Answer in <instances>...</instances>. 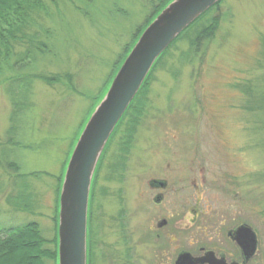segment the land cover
Here are the masks:
<instances>
[{
	"label": "rangeland",
	"instance_id": "rangeland-1",
	"mask_svg": "<svg viewBox=\"0 0 264 264\" xmlns=\"http://www.w3.org/2000/svg\"><path fill=\"white\" fill-rule=\"evenodd\" d=\"M166 1L8 0L0 6V237L36 222L55 249L60 186L74 144ZM149 79L137 99L146 101L140 107L148 110L149 125L134 127L130 141L135 167L103 192L105 167L117 150L111 140L99 171L97 218L103 222L111 201L116 214L125 206L116 190L127 189L129 197L130 186L143 181L140 170L150 169L151 150L171 149L183 164L195 154L194 160L206 159L205 172L193 161L189 178L179 171L190 200L179 203L182 193H175V211L248 223L264 248V0L222 2L171 46ZM200 181L201 189L194 185ZM128 197L134 215L137 204ZM197 238L181 232L175 248L196 250L201 243L189 242Z\"/></svg>",
	"mask_w": 264,
	"mask_h": 264
},
{
	"label": "flooded vegetation",
	"instance_id": "flooded-vegetation-1",
	"mask_svg": "<svg viewBox=\"0 0 264 264\" xmlns=\"http://www.w3.org/2000/svg\"><path fill=\"white\" fill-rule=\"evenodd\" d=\"M148 113L147 110L143 117H139L140 122L135 125L136 129L142 122L149 125V118L146 117ZM136 117L137 114L126 117L112 139V142L116 141L115 143H117V150L113 160L105 167L106 187L103 188L105 194L112 192L110 181L116 179L123 181L126 178V173L128 171L130 173L132 170L130 168L135 167L136 155L132 156V148L135 143L131 144L130 138H133L135 134V131L133 133L131 131ZM151 151L150 169L145 172L140 170L139 177H142L143 181L136 182V185L132 187L129 185L131 188L129 197L125 196V193H128L127 189L116 190V194L117 191L122 192V196H120L125 206L121 207L120 214H116L111 206V201L110 206H107L103 222L97 218L96 210L94 211L99 185L98 178H100L103 169V165H100L92 190L88 216V264H189V261L186 263L178 261L182 253H189L191 255L189 257L201 259L200 263L195 264H264L262 240L252 225L239 224L235 219H230L231 223H229L221 214L198 211L197 209L192 212H189L190 210L187 212L175 211V193H182V196L178 197L179 203H189L190 200L188 192H185L189 188L188 181H185L187 177L181 176L179 171L190 173L192 165L190 161H193L200 162L199 170L205 172L204 160L206 159L194 160L196 155L198 156L195 154L193 158L192 156L188 157L186 163L183 164L182 154L177 153L176 150L162 149L157 152L154 149ZM140 165L142 162L138 168ZM173 171L174 173L179 172L176 181L173 180L175 178ZM156 172L158 174L155 175ZM203 179L202 181L205 183ZM202 181L200 184L195 182V187L201 189ZM127 197L135 205L137 204L138 210L134 215H131L130 209L128 210L126 207ZM132 217H135L134 221H132ZM100 222L103 223L102 226ZM130 222L134 225V229L130 228ZM241 225H248L257 233L258 247L250 257L245 255L242 247L235 240L234 233ZM181 232L198 236L196 240L189 242L193 246L195 241L201 243L196 250L186 247L175 248L176 237ZM186 241H188L187 238ZM262 252L263 256H261Z\"/></svg>",
	"mask_w": 264,
	"mask_h": 264
},
{
	"label": "water",
	"instance_id": "water-1",
	"mask_svg": "<svg viewBox=\"0 0 264 264\" xmlns=\"http://www.w3.org/2000/svg\"><path fill=\"white\" fill-rule=\"evenodd\" d=\"M223 0H172L138 37L134 48L118 69L115 79L87 124L67 165L59 209V264H87L88 215L91 187L98 163L119 121L156 61L185 30ZM245 255L258 247L256 232L247 225L235 231ZM182 253L178 261L189 264L201 259Z\"/></svg>",
	"mask_w": 264,
	"mask_h": 264
},
{
	"label": "trees",
	"instance_id": "trees-1",
	"mask_svg": "<svg viewBox=\"0 0 264 264\" xmlns=\"http://www.w3.org/2000/svg\"><path fill=\"white\" fill-rule=\"evenodd\" d=\"M171 1L172 0H167L163 4V6L160 5L161 7L156 11L155 16L158 15L166 7V5H168ZM4 5H6V6L10 5L8 3V0H5V1L0 0V6H4ZM151 21H149V23H151ZM148 24L146 26H148ZM146 26H144V27L146 28ZM145 28H143V30ZM143 30L141 31V33L143 32ZM206 34H207V31H206V33L200 34V36L201 35L203 36V37L201 36V39L206 37L207 36ZM9 35H11L10 32H9ZM199 37H198V40L200 41L201 39ZM154 68H153V70H154ZM153 70L151 71V73L153 72ZM151 73H150V75H151ZM150 75L146 78V81L143 84L142 89H144L145 87L148 86L147 84L149 83ZM142 89H140L141 91L139 92L135 101L132 103V105L130 106V109L127 110L128 112L123 117V119L120 121L118 129L126 117H128L130 115L135 116L137 114V117H136V119L132 125V131L131 132L133 133L135 125L140 122L139 117H143L145 115L146 110L143 111V107H140V105L143 102L146 103V101H144L142 99H141L142 101L137 100L138 98L140 99V97H141V94L143 92ZM145 103H143V105ZM140 111H143V112H140ZM131 139H132V137L130 138V141H131ZM56 221L58 222V213H57ZM40 228L41 227L38 223H36V222H30L29 223L28 222L27 224H25L23 226H20V227L15 228L14 230H11V231H14L11 236H9L7 234L8 236L5 235L3 237H0V264H51L49 259L54 260L53 264H58V260H57L58 259V238H55L53 241L51 240L55 244V249H50L49 247H47V244L50 243V240H48L44 236V234ZM56 229H58V224H57Z\"/></svg>",
	"mask_w": 264,
	"mask_h": 264
}]
</instances>
